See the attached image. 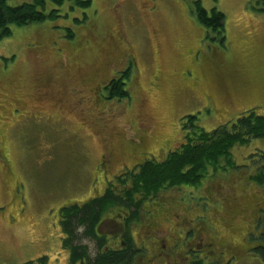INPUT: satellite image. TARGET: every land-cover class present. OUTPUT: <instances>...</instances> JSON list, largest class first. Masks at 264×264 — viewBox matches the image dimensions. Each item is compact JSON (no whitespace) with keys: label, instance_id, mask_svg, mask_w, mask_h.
Masks as SVG:
<instances>
[{"label":"rangeland","instance_id":"1","mask_svg":"<svg viewBox=\"0 0 264 264\" xmlns=\"http://www.w3.org/2000/svg\"><path fill=\"white\" fill-rule=\"evenodd\" d=\"M83 1L90 7L49 3L55 17L12 27L0 42V264H68L61 208L102 196L126 169L165 160L185 138L186 117L206 132L232 127L251 110L264 117L261 0ZM196 1L225 15L224 45L196 21ZM128 70L129 96L110 99L102 86ZM232 155L239 169H210L198 189L165 190L144 204L154 220L171 222L179 208L183 219L167 252L152 246L158 238L170 246L168 228L157 238L154 222L147 226L139 264H189L197 256L264 264L253 250L264 233V186L246 180L264 166V139ZM174 201L180 205H160ZM108 221L101 233L111 231ZM200 230L218 240L216 252L189 250Z\"/></svg>","mask_w":264,"mask_h":264},{"label":"trees","instance_id":"2","mask_svg":"<svg viewBox=\"0 0 264 264\" xmlns=\"http://www.w3.org/2000/svg\"><path fill=\"white\" fill-rule=\"evenodd\" d=\"M9 1L0 0V42L11 37L12 27L39 24L55 17L58 11L48 13L49 3L58 8L73 1L82 8L91 5L90 1L83 0H33L31 3L12 7ZM261 2L264 5V0ZM193 14L198 24L213 32L216 35L215 40L224 45L225 15L216 8L208 12L200 1L194 3ZM72 36L73 34L70 35ZM130 75L131 71L128 70L123 79L114 80L110 84V99H124L129 96L126 81L130 80ZM183 126L186 131L184 141L165 161L147 160L138 168L126 171L114 182H110L102 196L81 205L73 204L61 208L60 227L65 236L63 246L70 253L68 264H135L138 252L129 236H126L128 238L125 248L117 251L105 250L108 240L99 235L97 229L107 214L115 210H129L130 224L140 217L143 204L163 191L188 189L187 187L198 189L210 169H239L233 159L232 150L249 145L253 139H264V117L257 115L254 110L241 116L232 127L220 126L212 132L201 128L195 116L186 117ZM263 170L264 166L260 173L250 175V182L263 186ZM254 252L264 261V246ZM22 264L49 263L46 258H41ZM191 264L206 263L197 260Z\"/></svg>","mask_w":264,"mask_h":264},{"label":"flooded vegetation","instance_id":"3","mask_svg":"<svg viewBox=\"0 0 264 264\" xmlns=\"http://www.w3.org/2000/svg\"><path fill=\"white\" fill-rule=\"evenodd\" d=\"M123 76L124 74H121L118 78H114V79H111L108 83L104 84L102 87L105 88L108 92H111V88H110V84L114 81V80H119V79H123ZM105 83V82H104ZM126 83H128V80L126 81ZM186 132V131H185ZM185 139V138H184ZM184 141V140H183ZM182 141V142H183ZM181 142V143H182ZM180 143V144H181ZM179 147V146H178ZM177 147V148H178ZM175 148V150L177 149ZM175 150L171 151L170 153L174 152ZM169 153V154H170ZM108 157H110V155H108ZM165 157V156H164ZM168 157V156H167ZM167 159V158H166ZM165 159V160H166ZM155 160V159H153ZM163 160V161H165ZM105 164L108 163L109 161V158L107 159H104L103 160ZM156 161V160H155ZM158 162V161H157ZM101 164V163H100ZM141 164L137 165L135 168H138ZM262 166H260L259 168L261 169ZM135 168L133 169H126L125 171H123L120 175H118L117 177L121 176L122 174H124L126 171H132L134 170ZM257 172V173H260L261 171ZM210 171V170H209ZM214 171V170H212ZM264 171V170H263ZM213 173H220V171H214ZM208 175L209 173L205 176V180L208 178ZM116 177V178H117ZM250 177V176H249ZM249 177L246 178V180L248 179L249 180ZM115 178V179H116ZM247 180V181H248ZM250 181V180H249ZM113 182V181H112ZM204 183V182H203ZM202 183V184H203ZM253 183V182H251ZM253 184H256L258 185L257 183H253ZM258 186H261V185H258ZM264 186V185H263ZM108 187V185H107ZM170 190V189H168ZM163 193V192H162ZM161 194V193H160ZM159 194V195H160ZM103 195V194H102ZM158 195V196H159ZM157 196V197H158ZM156 197V198H157ZM156 198H153V199H150L148 200L147 202L149 201H154ZM91 200V199H90ZM145 202V203H147ZM155 202V201H154ZM180 202L181 201H174V202H171L170 204H160V205H171V204H178L180 205ZM86 203V202H85ZM144 203V204H145ZM156 203V202H155ZM84 204V203H83ZM144 204L141 208V211H140V217L132 222H130V224L128 223V217L129 215L131 214L129 210H115L113 211L112 213H114L116 215V217L114 218H109L107 217L108 215L110 214H107L101 221V223L99 224L98 226V229H97V232L99 235H102L104 237H106V239L108 240V247L105 248V250H121L122 248H125L127 246V243H126V236H129L130 240H132L133 242V245L134 247H136V251L138 252V257L136 259V262L135 264H139L138 260L142 258V261L144 260L145 258V252L144 250L145 247L142 246V238L147 234V226H151L152 224V221L154 222L155 226L157 229L160 230V232L155 235L157 238L160 236V233H162V227L165 225L166 228H168V232H169V241H170V246H167L166 244L162 243L159 241V238L157 239V243L156 245L154 244L152 246V249L158 253H161V251H170L174 244V240L175 238L177 237V234H175L177 232V228L175 226V223L178 225V226H181V221L183 219V215L178 213L179 209H177L174 213H171L169 214V217L171 219V222H168L166 221L165 222V218L166 216L163 215V217L160 216V218H156V220L152 219V216H145L144 212H143V209H144ZM158 204V203H157ZM78 205H81V204H78ZM182 211V210H181ZM143 212V214H142ZM157 214L159 215H162L160 212H157ZM107 217V218H106ZM144 218H148L149 219V222L148 223H144ZM176 218H178V220L176 221ZM109 220V221H108ZM106 221H108L109 223L111 222V231L107 232V233H101V227L103 226V224L106 223ZM180 221V222H179ZM194 233L192 234H187V235H184L187 239L191 238V236L193 235ZM135 237H136V240L139 244V247L138 245L136 244V240H135ZM264 237V233H262L258 239V244L253 248V250L255 251V249L257 248H261L264 246V242H262V239ZM65 239V236L64 238ZM158 243H160V245H163L162 247H158ZM131 244V243H130ZM204 245H207V249H209L211 252H216L218 250L217 248V245H218V240L215 239L214 236H211L209 233L207 232H204V231H199L197 234L193 235L192 236V244H190V247H189V250L190 248L192 249L193 252H196V253H200V252H204L205 248H203ZM140 246H142V248H140ZM64 247V246H63ZM65 249V248H64ZM144 249V250H143ZM197 250V251H196ZM258 255V254H257ZM260 256V255H259ZM141 257V258H140ZM181 258V256H177V259ZM197 260H201L203 262H205L203 259H201V257L197 256L196 258H194L189 264H191L192 262L194 261H197ZM206 263V262H205ZM206 264H219L217 263L216 259L214 262H210V263H206Z\"/></svg>","mask_w":264,"mask_h":264}]
</instances>
